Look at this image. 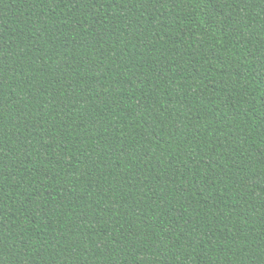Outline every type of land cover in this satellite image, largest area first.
I'll return each mask as SVG.
<instances>
[{
    "label": "trees",
    "instance_id": "16d2710c",
    "mask_svg": "<svg viewBox=\"0 0 264 264\" xmlns=\"http://www.w3.org/2000/svg\"><path fill=\"white\" fill-rule=\"evenodd\" d=\"M0 264H264V0H0Z\"/></svg>",
    "mask_w": 264,
    "mask_h": 264
}]
</instances>
